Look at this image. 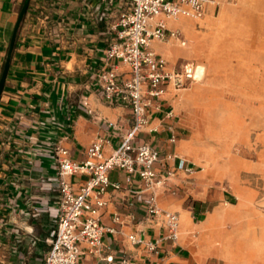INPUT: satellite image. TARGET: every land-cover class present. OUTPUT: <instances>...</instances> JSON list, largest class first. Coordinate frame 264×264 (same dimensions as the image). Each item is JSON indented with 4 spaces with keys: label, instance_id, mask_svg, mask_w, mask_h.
Returning a JSON list of instances; mask_svg holds the SVG:
<instances>
[{
    "label": "crops",
    "instance_id": "obj_1",
    "mask_svg": "<svg viewBox=\"0 0 264 264\" xmlns=\"http://www.w3.org/2000/svg\"><path fill=\"white\" fill-rule=\"evenodd\" d=\"M23 1L0 0V81ZM130 5L131 0H113L111 5L102 0H31L0 96V264H43L55 227L58 184L51 180L58 174L55 147L65 148L71 161L82 162L88 148L102 141L107 157L131 130L130 107L104 100L98 84L103 69L130 71L106 54L117 37L118 13ZM152 48L156 52L160 45L155 41ZM179 96L168 86L133 140L159 152L155 165L159 177L176 170V176L167 180L178 181L195 173L183 158L186 140ZM126 177L120 170L111 172L112 182L121 188L111 187L105 194L107 204L99 216L101 224L113 229L104 235L106 253L114 256L112 264L122 259L129 264H193L205 220L201 218L210 212L209 196L204 193L189 202L171 184L155 187L157 205L179 216L178 238L167 239L164 218L146 210L151 190L140 179L129 183ZM68 180L78 190L85 177ZM130 235L155 243L157 249L133 243ZM95 263L89 256L81 262Z\"/></svg>",
    "mask_w": 264,
    "mask_h": 264
},
{
    "label": "rangeland",
    "instance_id": "obj_2",
    "mask_svg": "<svg viewBox=\"0 0 264 264\" xmlns=\"http://www.w3.org/2000/svg\"><path fill=\"white\" fill-rule=\"evenodd\" d=\"M167 26L186 44L156 41V53L171 69L203 68L178 90L195 173L162 184L189 202L209 196L193 264H264V0H216Z\"/></svg>",
    "mask_w": 264,
    "mask_h": 264
},
{
    "label": "built area",
    "instance_id": "obj_3",
    "mask_svg": "<svg viewBox=\"0 0 264 264\" xmlns=\"http://www.w3.org/2000/svg\"><path fill=\"white\" fill-rule=\"evenodd\" d=\"M102 1L108 5L113 2ZM214 4L216 0H131L130 9L118 13L114 24L117 37L106 54L127 64L130 71L122 74L115 68L103 69L98 74V84L104 100L130 107L133 126L119 148L107 157L102 141L94 142L88 148L82 162L71 161L65 148L55 147L58 174L51 179L58 184L57 205L53 208L55 227L43 264H81L86 256L95 258V264L114 262V256L106 253L104 243V235L113 229L101 224L99 218L107 204L105 194L111 187L121 188L120 183L112 182L110 178L114 170L125 172L129 183L140 179L146 189L151 190L152 196L146 206L148 214L164 218L167 239L178 238V214L160 208L154 194L156 186L176 176V170L159 177L155 170L159 152L148 143L135 145L133 140L146 126L151 107L161 100L168 86L181 90L196 78L197 70L190 64L180 69L169 68L166 59L153 50L152 43L178 40L185 45L179 30L168 27L167 20L202 19ZM175 138L173 134V141ZM71 176L85 177L78 190L68 180ZM129 238L135 244H146L150 251L157 249L155 243H145L143 238L134 235ZM120 264L129 263L122 259Z\"/></svg>",
    "mask_w": 264,
    "mask_h": 264
},
{
    "label": "water",
    "instance_id": "obj_4",
    "mask_svg": "<svg viewBox=\"0 0 264 264\" xmlns=\"http://www.w3.org/2000/svg\"><path fill=\"white\" fill-rule=\"evenodd\" d=\"M30 2H31V0H24L23 1L22 8L20 10L18 19H17L16 24H15V28H14V31H13V34H12V38H11V42H10V46H9V51H8L6 62H5V66H4V72H3V75H2V78H1V81H0V96H1V93H2L4 85H5V81H6V77H7V74H8L10 61H11V57H12V53H13V50H14V47H15V43H16V39H17V34H18V31H19L20 25L23 22V20L25 18V15H26V13L28 11Z\"/></svg>",
    "mask_w": 264,
    "mask_h": 264
},
{
    "label": "bare ground",
    "instance_id": "obj_5",
    "mask_svg": "<svg viewBox=\"0 0 264 264\" xmlns=\"http://www.w3.org/2000/svg\"><path fill=\"white\" fill-rule=\"evenodd\" d=\"M203 71V68L200 66L198 67V70H197V75H200Z\"/></svg>",
    "mask_w": 264,
    "mask_h": 264
}]
</instances>
